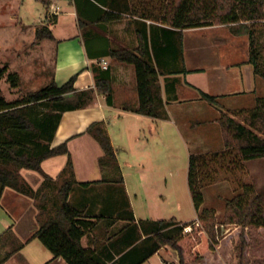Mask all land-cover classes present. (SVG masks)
I'll return each instance as SVG.
<instances>
[{"label":"crops","instance_id":"obj_1","mask_svg":"<svg viewBox=\"0 0 264 264\" xmlns=\"http://www.w3.org/2000/svg\"><path fill=\"white\" fill-rule=\"evenodd\" d=\"M21 1L0 0V69L7 68V80L15 73L17 86L23 74L13 63L38 66L52 54L51 83L62 86L75 77L76 93L67 94L66 102L76 103L77 94L83 93L86 105L62 114L51 146L68 142L70 154L43 161L42 168L52 180L21 167L16 171L20 180L34 192L38 190L37 195L4 189L0 260L8 257L5 264H68L34 237L40 227V201L53 197V183L66 173L62 184L67 179L76 181L69 202L90 222L83 247L96 250L106 264H138L154 243L152 230L157 221L196 222L193 217L182 219L190 201L195 214L198 211L189 169L182 186L186 202L175 184V177L182 173L174 167L175 143L189 159L206 153L213 142L221 147L218 119L222 110L255 108L257 98L264 96V78L250 62L249 35H240L235 24L173 27L168 21L175 11L173 4L170 16L160 21L158 0H29L39 11V16L33 12L30 17L15 9ZM6 15L11 24L2 25ZM258 22L263 23L258 25L262 33L264 20L254 23ZM43 26L50 29L52 38L37 37ZM140 34L147 43V59L158 72L154 100L164 113L160 119L137 112L141 100L136 69L110 53L137 49ZM100 77L111 87L110 99L97 86ZM203 93L216 97V103ZM96 122L112 141L118 168L100 164L104 150L88 132ZM213 126H218L219 133ZM140 264H180V257L165 246Z\"/></svg>","mask_w":264,"mask_h":264},{"label":"trees","instance_id":"obj_2","mask_svg":"<svg viewBox=\"0 0 264 264\" xmlns=\"http://www.w3.org/2000/svg\"><path fill=\"white\" fill-rule=\"evenodd\" d=\"M174 14L168 18L169 23L176 28L187 29L206 27L214 24H235L240 35H249L251 44L250 62L257 74L264 78V61L257 48V40L249 22L264 20V0H172ZM39 39L52 38L47 26L37 31ZM140 45L137 49L120 48L112 50V57L120 62L131 64L136 69L138 91L141 107L138 113L156 119L164 116L161 108L154 100L156 77L155 67L147 59V43L143 35H139ZM7 68L0 69V81L4 78ZM75 77L68 83L59 86L56 82L30 93L26 99L8 102L2 96L0 87V199L6 187H13L19 192L35 196L30 187L23 185L19 174L13 166L24 167L42 174L46 180H52L43 168L46 159L70 154L68 142L56 147L51 142L57 131L62 114L86 105L83 93H78L76 103L66 102L65 96L76 93ZM8 81L16 85L17 75L10 73ZM100 91L111 98V87L104 77L97 81ZM209 102L216 103V97L203 93ZM47 101L53 105V111L44 119L34 116L36 104ZM256 107L246 117V123L238 122L235 117L228 116L223 111L219 120L225 138V146L235 148L244 160L264 158V97H258ZM240 113L246 110H240ZM255 129V130H254ZM88 132L93 133L104 150L100 159L102 166L118 168L116 150L110 137L105 133L100 123L90 125ZM38 135L46 144L30 146L24 136ZM202 157L190 156L189 185L192 200L197 211L205 202L202 192L203 179L199 163ZM12 166V167H11ZM76 184L73 179H67L60 186L55 197L45 200L40 205L39 230L36 238L53 252L55 257H63L68 264H106L96 250L84 248L82 238L85 236L90 222L81 218V212L69 202L70 193ZM88 185V183H83ZM51 202L52 206L50 207ZM201 225L194 223L179 225L176 220H160L152 230L153 244L147 249L140 263L153 255L158 249L170 246L179 253L180 264H197L204 260L206 253L215 251L219 245L216 226L217 217L214 209L205 208L200 216ZM225 222L247 228L264 227L263 196L254 185L247 186L244 192L233 199L227 200ZM192 226L191 232L184 233V227ZM195 225V226H194ZM8 257L0 260L5 264Z\"/></svg>","mask_w":264,"mask_h":264},{"label":"rangeland","instance_id":"obj_3","mask_svg":"<svg viewBox=\"0 0 264 264\" xmlns=\"http://www.w3.org/2000/svg\"><path fill=\"white\" fill-rule=\"evenodd\" d=\"M157 2L159 6L157 18L160 21L165 20V17L168 15L170 16L171 14L172 0H158ZM33 4L34 3L29 0H23L20 4H15V9L21 10L23 16L30 17L31 13L35 12L38 14L39 12ZM41 12H45L43 7ZM8 18L9 16L6 15V18L3 19L2 25L11 24ZM0 20L2 19L0 18ZM250 23L251 24L249 25H251L255 32L257 48L264 61V41L261 42L262 39L264 40V28L262 33H258V29H260L258 25L263 23ZM13 66L22 71L23 78L17 86H13V84L7 80L6 74V79L1 81V88L2 94L6 99L18 101L26 99L30 93L36 92L51 83L54 57L52 54L49 55L48 53L44 63L38 66H32L33 68L29 65H22L21 63H13ZM11 68L13 71L14 68ZM36 106L37 107L32 114L40 119L48 117L54 108L53 105L47 101L38 103ZM253 109L254 108H237L224 111L228 116H233L238 122L244 124L246 123V117L250 115L248 112ZM240 110H246V112L240 113ZM222 113L223 111L220 114V118ZM214 114L215 113H213L212 116H214ZM246 124L248 125V123ZM248 127H250V125H248ZM213 129L219 133L218 126L217 128L216 126H213ZM255 131L264 137V134L257 130ZM32 136L33 135L23 137L26 138L25 140L30 146H35L37 143L46 144L47 142L43 140L40 135L36 137ZM222 138L223 144L221 147L217 142H213L206 153L201 151L203 153L197 154L202 157L199 163V168L203 179L202 192L205 196V202L198 211V214H195L193 205L190 201L189 204L185 206V212L182 214V219L187 220L193 217L196 219L194 224L199 226L202 224L200 216L205 208L214 209L216 211L218 223L216 226V232L219 245L216 246L215 251L209 252L208 257L205 256L206 259L204 261L197 264H264V227L257 228L250 226L243 228L225 222L227 200L233 199L242 194L247 186L254 185L257 191L262 194L264 206V158L244 160L235 148L229 149L225 146L223 131ZM177 143L178 142L175 143L174 167L182 173L180 176L175 177V184L177 187L181 188V191L179 192L181 200L186 202V189L184 191L182 186H184V178L189 169L190 159L189 156L185 154L184 148ZM19 168L21 167L17 165L13 166L14 171H17ZM61 175L62 176L58 178L59 181L54 182L52 185L55 187V190L51 192L53 197L57 195V191L59 190L62 181L66 179V173H62ZM21 182L24 185V182ZM35 193H38V190ZM42 203L43 202L40 201V205H42ZM48 203H50L49 206L51 207V202ZM190 230H192V226Z\"/></svg>","mask_w":264,"mask_h":264},{"label":"built area","instance_id":"obj_4","mask_svg":"<svg viewBox=\"0 0 264 264\" xmlns=\"http://www.w3.org/2000/svg\"><path fill=\"white\" fill-rule=\"evenodd\" d=\"M190 229H191V226L184 227V233L190 232L191 231Z\"/></svg>","mask_w":264,"mask_h":264}]
</instances>
